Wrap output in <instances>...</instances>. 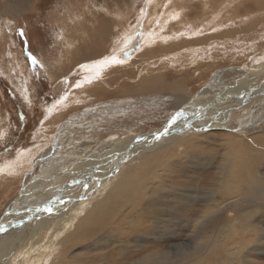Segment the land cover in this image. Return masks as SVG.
<instances>
[{
  "label": "bare ground",
  "instance_id": "1",
  "mask_svg": "<svg viewBox=\"0 0 264 264\" xmlns=\"http://www.w3.org/2000/svg\"><path fill=\"white\" fill-rule=\"evenodd\" d=\"M34 1L0 0V11L10 16H16L19 12L22 15L29 12L30 16L37 15L40 18L41 14L36 5L47 2L54 3L55 10L50 14L56 17L55 21L59 26L61 35L57 39L61 44L59 47L62 52L57 55L55 65H52L47 71L52 80L51 84L70 77L77 68H80L78 70L84 72L85 76H83V80L76 83L75 91H70L66 95L65 102L63 101L64 105L61 102L55 111L57 114L52 115L37 131L39 135L53 129L57 121L67 115L65 112L70 108L71 101L83 102V97L87 99L90 96L94 100L96 93L102 94L103 89L104 92H107L105 88H109V83L114 81L110 76L124 66L137 65L135 62L137 59L141 61L138 66H142L149 60L154 64L156 63L154 61L161 56H172L178 54L184 47H191L190 41L183 44L177 43L174 46H163L167 40L174 38L173 32L183 25L194 31L196 23L185 16H194L198 13L192 0H150L151 4L149 3L146 13V16L150 17L148 20L150 28L142 29V41L144 36L149 35L148 33L151 31L153 32L152 36H157L159 39L144 40L142 42L144 46L139 49L134 60L130 61L129 58H126L127 61L115 57L116 54L114 55L113 51L123 44L121 42L128 41L126 33L129 32L131 26H127L126 30L117 27L116 32L111 31L114 22L110 21L111 19L107 15L109 13L106 12L104 5L108 0H90L94 3L98 1L101 3L91 8L87 13L75 14L78 17L72 19L62 17L59 10L62 3L71 6L74 4V9H76V0H47V2L44 1L45 3L43 0H36L34 4H31ZM127 1L131 2L132 0ZM203 1L199 0L197 3L203 10L200 12V17L213 16L218 20L224 17L230 22L233 20V3L229 0ZM240 6H245L248 11L253 8V10L264 12V0H242V3H236V11ZM10 7L14 9L11 10ZM119 15L117 14V16ZM153 19L160 23V29L154 25ZM194 19L197 21L199 18ZM171 24L174 26L173 28L169 27ZM166 25L169 26L162 28ZM161 28L163 32L166 29V34H159ZM121 47L123 48L125 45ZM12 54L13 52H9L8 55L13 57L14 54ZM15 59H13L14 65L8 66V70L11 72L14 84L20 80L21 82L18 84L25 86V78L21 76V70L17 69L19 67H15L19 63ZM192 65L195 66L194 63ZM164 67L162 66V70H165ZM159 69L160 66L155 71ZM152 71L150 70L148 73ZM130 75V72L125 73L121 79L124 80V77H127V80L136 78V76L133 77V73L132 76ZM188 76L190 78L185 76L187 79L181 78L171 84L163 82L158 87L155 83L162 81L160 76H151L145 83L147 77L144 75L138 77L137 81L141 84L135 85L133 88L138 87L142 92L156 89L168 91V96L171 97H168L169 100L167 98L168 103L161 102L162 106L176 107L174 111L177 113L175 117L168 120L169 123H166L160 133L153 132V137H150L146 142L142 143L136 139L133 143L134 138H123L122 135H119L116 139L113 138L116 142L109 144L105 140H101L104 135L93 134L91 135L92 141L84 139L75 147H71L66 154L55 150L52 155L47 157L46 155L49 154L47 150L48 152L44 151L38 155L36 161L38 163L43 161L44 167L37 174H33L36 162L35 164L30 163L26 167L28 170L18 178L17 169L13 167L16 162L0 165V184L3 183L0 186V201H2L0 218L4 214L3 220L0 221V241L2 240L0 246L5 242L0 249L5 250L2 255L0 254V262L11 260L10 253L19 250L23 245L26 246V249L22 250L23 252L19 256L24 262L27 259L28 264H38L42 257H45L47 264H248L244 257L245 253L255 254L257 252L264 257V89L262 86H258L255 90L258 83L254 82L261 77V73L255 70L251 74L242 71L237 83L232 85L231 82L227 86L222 82L228 81L224 77L228 75H222L221 71H218L206 83L198 85L197 89L191 88L199 80L197 72L191 71ZM244 81H251L246 88L250 91L253 89V92L256 91L254 95L253 92L244 91L242 85L245 83ZM124 82L125 80L119 88L117 86V92L120 94L126 91ZM229 90L233 91L231 95L226 94V91ZM186 91L189 92L186 93ZM242 92L246 95L251 93L248 95L249 97L247 96L248 101L233 102ZM243 103L248 104L245 115L231 120L238 127L240 135L223 132L214 136L210 133L211 126L215 124L214 121L209 120L211 117L219 114V117L228 118L229 112L231 114L233 108H237V105L240 106L239 104ZM246 106L244 108H247ZM205 108H209V112L203 116L201 111ZM75 111L77 110L72 113ZM83 115L92 118L91 122L94 123L91 125L92 128L98 123H102L100 110H85ZM75 119L70 118L68 122L73 123ZM68 122H64L62 126L67 125ZM180 126H183L184 129L180 128L182 131H177L176 129ZM62 128L59 129L62 130ZM60 130L57 132V142ZM166 133H170V135ZM96 137L99 140L95 141L98 139ZM191 140L195 141L189 144L188 142ZM68 141L71 142V140ZM57 142H55L56 148H59L60 143ZM167 142H169V146L176 145L177 148H174V153L168 156L169 160L164 165L159 163L163 155L160 157L158 155L148 156L145 159L140 157L142 149L139 148L141 146H146L149 143H161L157 146L161 147ZM119 143L124 144V147L117 149L114 145ZM148 148L154 149L155 147ZM136 153L140 157L137 159L145 160L139 172L135 167L122 169L120 166L125 164L124 159L131 156L130 159L133 162ZM106 160L108 166L105 164ZM211 160L218 171L217 179L212 185L223 191L222 197L217 199L216 195L219 192L212 190L210 198L212 203H197L198 205H196V202H204V200L200 196L188 194L189 187L193 185L188 180H197L196 178L202 176V170H205L203 173H206L210 168L203 169L192 165H207ZM97 165L99 169L107 170H103L104 172L101 170L102 173L96 174L99 176H95L96 182L99 181V183L94 185V194L84 202H72L79 188L78 185L83 184L82 187H84V184L88 182L85 187L89 186L92 180L89 177L90 173L99 170ZM159 167L167 173V178L162 175L161 180L157 179L156 172ZM7 169H11L9 175L12 178L4 173V170ZM38 175L43 178L55 179L51 186L57 190L54 192L55 196L48 194V198H41V196H47L41 194L43 182H33ZM14 177L17 179L12 183ZM64 179L66 181L63 182ZM156 181L161 184V189L158 191L154 186ZM91 183L93 182L91 181ZM15 184L17 186L13 188ZM61 198L64 200L59 202ZM64 206L66 207L64 208ZM201 208L203 212L199 213ZM220 210V216L216 219ZM50 213L55 214L50 216ZM202 213L205 214L202 215ZM30 215L32 216L30 223L27 222L29 226L26 225V228L20 230L24 236L8 240L6 234L14 228H20L21 225L15 223L12 228L4 227V225L18 216V220L25 222L30 218ZM53 217L55 219L52 221V230L58 228V220L61 222L65 219L68 220L64 231L59 230L56 233L57 239L53 245L56 250L55 256L44 254L48 250L49 244L43 249L39 237L40 231L42 233L46 230V222ZM174 228L181 233H178ZM240 232H247L250 242L238 240L237 235ZM185 233L189 234L188 242L181 241ZM99 237H101L103 245L97 244ZM179 237L180 242L177 243ZM45 238L48 239V236ZM54 239L55 236H51L50 242ZM254 240L257 246L244 251V246ZM208 242L209 245L205 246ZM227 244L232 245V248L226 249L225 245ZM76 248H82L84 251L79 255L74 254ZM34 258L36 259L32 261Z\"/></svg>",
  "mask_w": 264,
  "mask_h": 264
},
{
  "label": "rangeland",
  "instance_id": "2",
  "mask_svg": "<svg viewBox=\"0 0 264 264\" xmlns=\"http://www.w3.org/2000/svg\"><path fill=\"white\" fill-rule=\"evenodd\" d=\"M44 1L47 2V0H43V2ZM132 1L108 0L104 4L106 7V12L109 13L107 15L111 19L110 21L114 22L111 31L114 30L116 32L117 27H122L126 30L127 26H131L129 32L126 33V38H129L128 41L121 42L123 44L119 45L120 47L115 49V52L113 51L114 55L116 54L115 57L125 60L129 58L128 60L130 61L134 60L135 55L140 51L139 49L144 46L142 43L144 40L148 41L155 38L156 40L159 39L157 36H152L153 32L151 31L150 33L152 34L148 33L149 35L144 36L142 41V29L150 28L148 21L150 17L145 16L144 18L143 14V10H145L146 15L149 3L151 4V2H149L150 0ZM35 2L36 0L31 4H34ZM198 2L199 0H192L194 8H196L198 11L197 15L185 16L194 20V22L196 23L195 30L193 31V29L184 27L183 25L173 32L174 38L171 40H167L165 45L163 46H174L177 43L183 44L186 41H190L192 43L191 47H184L178 52V54H173L172 56H161V58L159 57L154 61L156 62L154 64H152L153 61L149 60L145 64H142V66H138L141 61L137 59L135 61L137 65L131 67L130 65L124 66L123 68H121V70L114 72L110 76V78L114 81L112 83H109L111 88L103 87L107 89V92H104L103 89L102 94L96 93V98L94 100L90 96L87 99L83 97V102L71 101L69 105L70 108L65 112V114L67 115L63 116V119L61 118L60 120H58L53 129L44 131L41 135L37 134V131L42 127V125H44V123L48 119L51 118L52 115L57 114V112L55 111L59 108L61 102L64 105L66 95L69 94L70 91L74 92V86L76 85V83L83 80L84 72L78 70L80 68H77L75 70V73L70 77L60 80L53 85L51 84L52 80L49 77L47 71L50 70L52 65H55L54 62L58 57L57 55H60L62 52L61 48L59 47V45L61 44L57 39V37L59 38V35H61V33L59 32V26L55 21L56 17L50 14L55 10L54 3L47 2L45 4L36 5L38 11H40L41 14L40 18H38L37 15L30 16L28 14L29 12H26L23 15L19 14L21 13L19 12L16 14V16H10L0 11V165L9 162L18 163H15L13 166L17 169L16 173L18 174V178L22 174H24L26 170H28L26 167L30 163L35 164L36 162L33 167V170L35 171L33 172V174H37V172L41 171L44 167V163H42L43 161H41V163H38V161H36L39 157L38 155L44 153V151H49V154L46 155L48 157L52 155L55 150H59L62 154H66L71 147H75L76 144L82 142V140L87 139L92 141L91 135L93 134L104 135L101 140H105L109 144L112 142H116V140H113V138L116 139L119 135H122L123 138H134L135 140H133V143L136 141V139L140 140L139 142L142 143L148 141L150 137H153V132L160 133L162 128L166 126V123H169L168 120L175 117L177 113H175L176 111H174L176 107L169 108V106L166 105L162 106V103H168L167 101L170 99L168 97H171L168 96V91H160L156 89L142 92L138 87L133 88L135 85L141 84L137 81L140 75H144V77L148 78L146 81H144V83L149 81L151 76H160L162 81H157L155 83L157 85L156 87H158L161 86L163 82H165L166 84H171L181 78L187 79L186 77H189L188 74L191 71H195V73L197 72L199 76V80L191 88H196L198 85L206 83L210 79V77L218 71H221L222 75H228L224 76L228 81L222 83L229 86L231 82L232 85L237 83L236 81L239 80L240 73L242 71L251 74L252 71L255 70L261 73V77L254 81L258 83L255 90H257L258 86H262L264 89V12L253 10V8H250L248 11L245 6H240L241 9L239 8L238 11H236V3H242V0H229V2L233 3V20H231L230 22V20H227L224 17L220 18L219 20L218 18L213 16H207L205 18L200 17V12L203 10H201V8L197 5ZM203 2L207 1L204 0ZM100 3V1L94 3L90 0H76V9H74V4L71 6L62 3L59 12L62 17L72 19L78 17L75 16V14L87 13L91 8L100 5ZM10 9L12 10L14 8L10 7ZM117 14L120 17L117 16ZM194 18L199 19L195 21ZM153 23L156 27H158V29H160V23L157 20L153 19ZM168 26L169 25H166L162 28H166ZM169 27L173 28L174 26L171 24ZM162 28L159 34L164 35L166 34V29H164L163 32ZM21 31L23 32V35L20 34ZM122 45H125V47H123L126 49H124L125 51L122 50ZM59 48L60 50H58ZM9 52H13V57L8 55ZM124 53H127V55H124ZM185 55L187 58L185 57ZM32 57H35L37 61L35 65H33L31 62ZM13 59L18 60L17 62H19L18 66L16 65L15 67H19L17 69L21 70V76H24L25 78V86L18 84L21 82L20 80L15 83L19 87L16 86L13 82V79L11 78V72H9L8 66H10L11 64L14 65L15 61L13 62ZM192 63H194L195 66H193ZM163 64L167 66L164 67L165 65ZM159 66L160 69L158 71H155V69ZM162 66L165 68V70H162ZM149 69L153 71L151 73H148V71H150ZM128 72L131 73L130 76H132L133 73V77L136 76V78L127 80V77H124V85L126 87V91L120 94L117 92V90L124 81L121 79V76ZM13 75H15L14 72ZM244 82L245 83L242 84L244 87V91H250L246 88V86L248 85V83L250 84L251 81ZM188 92L189 91H186V93ZM250 92L252 93L253 89ZM255 92L256 91L253 92V95L255 94ZM232 93V90L226 91L227 95H231ZM251 93H247L246 95V93L244 94V92H242V94L237 96L238 99L235 98L237 100H233V102L238 100L246 102L248 101V95H250ZM257 93L259 94L260 92ZM101 103L103 106L101 105ZM239 105L241 107L237 105V108H233L231 114L229 112V114L227 115L228 118L219 117V114L211 117L209 120L214 121L215 124L211 126L212 129H210V133H212L214 136H218L223 132L240 135L241 133H239L238 127L236 126V124H233V121L231 120L245 115L246 111L248 110V104L243 103ZM245 105H247V108H244ZM74 110L77 111L72 113V111ZM85 110H100L102 123H98L97 125L95 124L96 126H93L92 128L91 125H93L94 123L91 122L92 118L90 116L88 117V115H83L85 113ZM194 111H196V109H194ZM208 112L209 108H205L201 111L203 116H205V114ZM70 118H76L77 120L75 119L76 121L74 120L73 123H69L68 121L70 120ZM64 122H68V124L62 126ZM182 127L183 126H180L176 130L178 131L184 129V127ZM59 128H62V130H60ZM59 130L62 134L59 133L57 142L56 137ZM166 134L170 135V133ZM98 137L100 138V136ZM99 138L95 141L99 140ZM68 140H71V142ZM194 141L195 140H191L188 143L190 144ZM55 142L60 143L59 148H56L57 145ZM159 144L149 143L146 146H141L139 148L142 149L141 154L139 153L140 157L142 156V159H145L148 156L158 155L160 157L161 155H163L159 163H161V165H164L166 161L169 160L168 156L174 153L173 150L174 148H177V146H169V142H167L163 146L157 147ZM114 146L119 149L123 148L124 144L119 143L115 144ZM150 146H153L155 148H148ZM137 153L134 154L135 159L133 160V162L130 159L131 156H129L124 159L125 164L120 167L122 169L135 167L139 172L141 166L144 165L145 160L143 161L137 159L140 158L139 156H137ZM150 160L152 162V159ZM105 164H107V160L105 161ZM108 165L109 164H107V166ZM192 166L203 169L210 168V170L206 173H203L205 172V170H202V176L196 178L197 180H188L193 184L189 187L188 194L192 196H200L204 200V202L198 201L195 204L198 205L199 203H212L210 200L212 190H217L219 192V194L216 195V198L220 199L222 197L223 191L213 187L212 185L216 181L218 175V171L215 167L214 162L211 160L207 165ZM13 167L11 166V169H13ZM11 169L4 170V173L8 174V177L10 178H12L9 175V171ZM101 170L105 171L107 169H99L94 171L93 173H90L91 176L89 177L92 178L91 181L93 182L91 183L90 181L89 186L92 184L90 187H85V185H88V182L87 184H84V187H82L83 184H81V186L78 185L79 188L77 189L72 202L78 201L79 203H81L84 202L87 198L88 200L90 199L91 195L94 194V185H97L99 183V181L96 182L97 178H95V176L96 174L98 175L102 173ZM165 173L166 172H164L162 168L159 167L156 172V175L158 176L157 179L161 180L162 175L167 178V173ZM17 178L14 177L12 183H14ZM64 181H66V179H64L63 182ZM33 182H43V192L41 193L43 196H47L48 194H51L50 196H55L54 192H56L57 190L51 187L54 184L55 179L51 177L43 178L41 175H38L34 178ZM2 184L3 183L1 182L0 186ZM16 186L17 185L15 184L13 188ZM154 186L156 188V191L161 189V184L157 181ZM79 191H81L82 193ZM230 194L233 195V193ZM41 198H48V196H41ZM63 200L64 198H61L59 202ZM1 202L2 201H0V206ZM65 207L66 206H64V208ZM69 207L71 206L69 205ZM201 212H203L202 208L199 213ZM154 213L157 214L156 212ZM220 213L221 210L216 215V219L219 218ZM54 214L55 213H50L49 215L53 216ZM204 214L205 213H202V215ZM3 217L4 214L0 218V221L3 220ZM18 217H16V219L10 220L9 222H7L8 224L6 223L4 225V227L7 228H12L13 226H15V223L21 225L20 228H14L11 232L7 234L5 233L8 236V240H15V238H17L18 236H24V233L20 230H22V228H26V225L27 227L29 226V221L31 220L32 216L30 215V218L25 222L23 220H18ZM54 219L55 218L53 217L46 222V230H44L45 232L43 231L42 233L40 231L39 237L40 242L42 241L41 246L43 247V249L49 244V248L46 252H44V254H52L55 256L56 250H54L53 245L55 244L57 239L56 233L59 230L64 231V227L68 223V220L65 219L63 222L58 220V228H55L56 230H52V221ZM32 220L35 221L34 219ZM27 222L29 223L27 224ZM174 230H176L178 233H181L175 228ZM184 235L185 236H183L181 241L188 242L190 240H187V236L189 234L185 233ZM45 236H48V239H46ZM51 236H55V239L52 242H50ZM237 238L238 240H242L244 242H250V237L247 236V232H240L237 235ZM97 241L98 245H103L101 237H99ZM176 242H180V237ZM208 245L209 242L205 246ZM2 246H0V249L2 248ZM256 246L257 243L254 240L249 245L244 246V251ZM225 247H227L226 249L232 248V245L227 244L225 245ZM25 249L26 246L23 245L19 250L12 251L10 253V256L12 257L10 258L11 260L7 262H0V264H14L15 262H17L18 264H28L29 261L27 259L24 262V260H21V257L19 256L23 252L22 250ZM76 249L73 253L77 255L84 251L82 248ZM0 251L2 252H0L1 255L5 252V250ZM244 257L248 264H264V257L257 252L255 254L245 253ZM36 258L32 259V261H34ZM38 264H47L45 257H42Z\"/></svg>",
  "mask_w": 264,
  "mask_h": 264
},
{
  "label": "snow or ice",
  "instance_id": "3",
  "mask_svg": "<svg viewBox=\"0 0 264 264\" xmlns=\"http://www.w3.org/2000/svg\"><path fill=\"white\" fill-rule=\"evenodd\" d=\"M20 34L23 35V32L21 31ZM124 55H127V53H124ZM31 62H32L33 65H35L37 63L35 57H32ZM77 87H79V85H77Z\"/></svg>",
  "mask_w": 264,
  "mask_h": 264
},
{
  "label": "crops",
  "instance_id": "4",
  "mask_svg": "<svg viewBox=\"0 0 264 264\" xmlns=\"http://www.w3.org/2000/svg\"><path fill=\"white\" fill-rule=\"evenodd\" d=\"M145 12H146V11H145V10H143L144 18H145V16H146V15H145Z\"/></svg>",
  "mask_w": 264,
  "mask_h": 264
}]
</instances>
